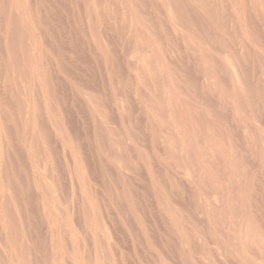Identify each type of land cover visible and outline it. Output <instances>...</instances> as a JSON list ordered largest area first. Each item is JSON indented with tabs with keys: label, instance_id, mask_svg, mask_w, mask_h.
I'll return each instance as SVG.
<instances>
[{
	"label": "rangeland",
	"instance_id": "rangeland-1",
	"mask_svg": "<svg viewBox=\"0 0 264 264\" xmlns=\"http://www.w3.org/2000/svg\"><path fill=\"white\" fill-rule=\"evenodd\" d=\"M0 264H264V0H0Z\"/></svg>",
	"mask_w": 264,
	"mask_h": 264
},
{
	"label": "bare ground",
	"instance_id": "bare-ground-1",
	"mask_svg": "<svg viewBox=\"0 0 264 264\" xmlns=\"http://www.w3.org/2000/svg\"><path fill=\"white\" fill-rule=\"evenodd\" d=\"M15 137V136H14ZM48 138V137H47ZM48 166V165H47ZM39 236V235H38ZM103 245V244H102ZM30 248V247H29Z\"/></svg>",
	"mask_w": 264,
	"mask_h": 264
}]
</instances>
